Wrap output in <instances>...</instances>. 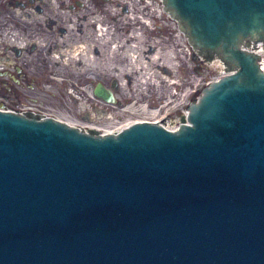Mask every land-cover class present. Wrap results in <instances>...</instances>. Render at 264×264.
<instances>
[{
    "label": "water",
    "instance_id": "1",
    "mask_svg": "<svg viewBox=\"0 0 264 264\" xmlns=\"http://www.w3.org/2000/svg\"><path fill=\"white\" fill-rule=\"evenodd\" d=\"M229 73L176 130L0 109V264H264V0H163ZM98 83L93 94L117 102Z\"/></svg>",
    "mask_w": 264,
    "mask_h": 264
},
{
    "label": "rangeland",
    "instance_id": "2",
    "mask_svg": "<svg viewBox=\"0 0 264 264\" xmlns=\"http://www.w3.org/2000/svg\"><path fill=\"white\" fill-rule=\"evenodd\" d=\"M64 1L67 4L65 12L75 18L74 30L68 26L72 21L66 20L67 37L65 34L64 37L48 33L43 35L40 30L28 25L32 19L25 21L26 24L15 18L9 20L11 26L5 36L0 20V109L44 114L78 128L95 127L102 134L113 126L115 128L142 120L153 121L167 113L169 119L166 125L177 128L186 116L193 98L199 97L202 89L211 82L227 74L220 60L213 59L209 62L190 46L177 21L164 11L163 0H77L78 3ZM51 3V0L41 2V13L44 16L59 14L56 17L61 22L64 15L59 5ZM141 12L144 15L142 21L138 16ZM82 13L88 14V27H84L80 36V24L76 18ZM128 15L137 17L131 21V27L124 25L123 19ZM96 17L99 19L96 20ZM39 21L44 23L42 17ZM96 21H103V29H108L101 32L102 37L97 36L101 33L96 31L99 29L98 25H94ZM17 22L24 28L16 27ZM131 31L135 32L137 40L126 44L123 42L126 39L122 36L132 38ZM112 32L115 34L112 35ZM23 39L27 45L17 54L14 46ZM80 39L81 44L85 39L88 45H84L82 53L74 58H63V52L59 54L50 48L53 42L61 45L68 40L72 42L71 45L80 46ZM116 42L122 43L118 47L114 44ZM121 45L128 47L120 51ZM150 47L165 55L161 62L156 63L162 64L160 69L153 66L154 68L148 70L136 66L130 58L133 52L136 56L143 51L148 56L153 55L154 52L148 53ZM32 48L33 62L28 59L29 49ZM4 49L7 52L9 62L6 65L10 73L5 79L1 76L5 64ZM193 53L195 59L192 57ZM260 56L264 65V52ZM27 60L28 65L33 66L26 68L24 65ZM16 66L23 68L24 76L27 74L23 84L20 83V71ZM149 73L159 75L160 82L149 79ZM146 77L148 79L144 81ZM98 83L109 89L114 83L117 84V90L114 91L117 99L115 104L104 103L95 97L93 91ZM126 99L128 100L125 101Z\"/></svg>",
    "mask_w": 264,
    "mask_h": 264
},
{
    "label": "flooded vegetation",
    "instance_id": "3",
    "mask_svg": "<svg viewBox=\"0 0 264 264\" xmlns=\"http://www.w3.org/2000/svg\"><path fill=\"white\" fill-rule=\"evenodd\" d=\"M46 1L47 0H0V20H1V26L3 28V32H4L5 36H7V34H8L7 31L9 30V26H11V23H9V20H13L15 18V20H20L21 22H24V23H26L25 21L32 19L33 21H30V23H28V25L30 24L29 26H33L34 29L37 28L38 30H40V33L43 35L45 33H46L45 35H47V33H48V34H51L54 36L57 34L59 37L60 36L64 37L66 35V37H67L68 34H67L66 20L72 21L71 23L68 24V26L71 29V28H74V26H75V24L73 23V20L75 18H72V16H71L72 14H69V12L68 13L65 12L66 5H67L66 1H64V0H51L52 1L51 4L57 3L59 5L60 8L59 7L58 8L61 10V13H63V15H64L63 16L64 18L62 19L61 22L56 17L59 14H54L52 16H50V15L44 16V14L41 13V11H43V8L39 4L41 2H46ZM72 2L78 3L77 0H72ZM126 11H127V9H126ZM65 13H67V14H65ZM87 15H88L87 13H82V14H80V16L78 18H76L77 20H79V24H80V27H79L80 28L79 29V35L80 36L82 35L81 33L84 30V27L87 26V20H88ZM34 17L35 18L37 17V19H34ZM41 17L44 19V23L39 21V19ZM95 19L98 20L99 18L96 17ZM16 27H18L20 29L24 28V26H22L21 23H19V22L16 23ZM61 39H59V41H63ZM69 40L64 41L63 44H61V45L59 42H53L50 48H53L56 51L60 52V50L66 48L67 46H71L72 42ZM83 40H84V43H86L85 39H83ZM12 41L14 43L16 42V40H12ZM79 42L81 44L82 40L80 39ZM26 45H27L26 40L23 39L22 41L21 40L18 41V43H16V45L14 46L15 52L17 54H20L21 51L24 50ZM34 45H35V42H34ZM33 51H34V48L29 49V53H28V55H29L28 59H30L31 62H33V57H32ZM153 52H155L153 47H150L148 53L152 54ZM3 53H5L4 54L5 57H3V63H5V64L3 65L1 76L3 77V79H5L8 77V75H10V73H9L7 65H6V63H8L9 60H8L7 52L5 51V49H4ZM146 56L148 57V55H146ZM192 57L195 59L194 53H193ZM18 60H20V59L18 58ZM27 62H28V60L25 61V65H24V66H26V68L33 66V65H28ZM16 68L20 71V76H21V82L20 83H22V84L25 83V82H23V80H25L24 77L25 76L27 77V74H25V76H24V74L22 72L23 68H20L19 66H16ZM5 84H6V82H5ZM7 88L10 89L8 85H7ZM9 111L21 112V113L22 112H28V111L13 110V109H10Z\"/></svg>",
    "mask_w": 264,
    "mask_h": 264
},
{
    "label": "bare ground",
    "instance_id": "4",
    "mask_svg": "<svg viewBox=\"0 0 264 264\" xmlns=\"http://www.w3.org/2000/svg\"><path fill=\"white\" fill-rule=\"evenodd\" d=\"M142 12H143V9L141 10ZM142 12L138 15L139 16V19H141V21L142 20H144L143 18H144V15L142 14ZM137 19V17H135V16H130V15H128L126 18H124L123 20H124V25H126V26H128V27H131L130 25H131V21H133V20H136ZM87 22H88V20H87ZM145 22V21H144ZM94 25H98L99 26V29H96V31H97V33H101V32H103V31H108V29H103V21L100 23V21H96L95 23H94ZM86 27H88V23H87V26ZM71 30H74L73 28H71ZM120 30H121V28H120ZM123 30V29H122ZM121 30V31H122ZM102 34L103 33H101V34H97V36L98 37H102ZM112 35L113 34H115L114 32H112L111 33ZM135 32L134 31H131V35L130 36H132V38L130 37H124V36H122V38L123 39H126L125 41H123L124 43H126V44H130V42H132V41H134V40H137V38H135ZM137 37V36H136ZM119 38V37H118ZM120 43H122V42H116V43H114V44H117V46H118V44H120ZM84 45H88V43H83V44H81L80 46L79 45H71V46H67L66 48H64V49H62V50H60V52L59 51H57V53H59V54H63L64 53V55H63V58H66V57H69V56H72V58H74L76 55H78L79 53H82V51H83V49H84ZM122 47L119 49L120 51H123V49L125 48V47H128V46H124V45H121ZM124 46V47H123ZM119 47V46H118ZM246 49H248V50H250V51H255V52H257V53H262V52H264V48H263V45L261 44V43H259L258 45H252V46H250V47H247ZM61 52H63V53H61ZM162 55H163V57H162ZM164 53H162L160 50H157V52L155 51L154 53H153V55H151V56H146V52H144L143 51V53L142 54H139V55H134V52L130 55V58L131 59H133L134 60V63H135V65L136 66H142V67H145L146 69H151V68H154L153 66H155V67H157V68H159L160 69V67H161V63H159V64H156L157 62H161L163 59H164ZM165 59H167V56H166V58ZM145 60H147V61H145ZM128 76H130L129 74H127ZM135 75H137V73H135ZM149 75V79H154V81H159L160 82V79H159V75H157V74H155V73H152V75H151V73H149L148 74ZM152 76V77H151ZM145 79H148L147 77L146 78H144V81H145ZM128 99H126L125 101H127ZM153 120H157V118L156 119H153ZM130 124H132V123H130ZM130 124H128V125H130ZM127 124L126 125H124L123 126V124H122V126H116L115 128H114V126L112 127V128H108L107 130H104V134H111V133H113V134H117V133H119L121 130H123L125 127H127L128 126ZM73 126V125H72ZM75 127V126H74ZM167 127V126H166ZM169 127V126H168ZM78 128V127H77ZM82 129V128H81ZM84 130H86L85 128H84ZM87 130H96V131H99V132H101L99 129H97V128H95V127H92V128H87Z\"/></svg>",
    "mask_w": 264,
    "mask_h": 264
},
{
    "label": "built area",
    "instance_id": "5",
    "mask_svg": "<svg viewBox=\"0 0 264 264\" xmlns=\"http://www.w3.org/2000/svg\"><path fill=\"white\" fill-rule=\"evenodd\" d=\"M262 66H263V70H264V65L262 64Z\"/></svg>",
    "mask_w": 264,
    "mask_h": 264
}]
</instances>
